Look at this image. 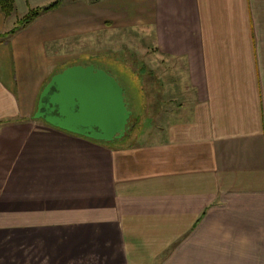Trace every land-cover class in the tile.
<instances>
[{"label": "crops", "instance_id": "0c3cea01", "mask_svg": "<svg viewBox=\"0 0 264 264\" xmlns=\"http://www.w3.org/2000/svg\"><path fill=\"white\" fill-rule=\"evenodd\" d=\"M39 1L0 10V34ZM110 1L59 0L0 36V264H264V0ZM118 21L182 68L158 123L103 141L34 117L71 59L57 45Z\"/></svg>", "mask_w": 264, "mask_h": 264}, {"label": "rangeland", "instance_id": "374dc122", "mask_svg": "<svg viewBox=\"0 0 264 264\" xmlns=\"http://www.w3.org/2000/svg\"><path fill=\"white\" fill-rule=\"evenodd\" d=\"M50 1L52 0L39 1V4ZM112 1L114 4L111 1L109 4L112 3V7L115 8L116 5L122 4L121 0ZM129 23L123 25L118 21L116 26L105 28L101 31L102 40L96 43L94 37L92 41L87 42L86 48L82 47L83 44L77 45V37L61 42L57 46L62 49L72 47L71 59L68 62L64 61L58 68L91 60L114 75L122 84L131 109L130 118L134 122L130 132L121 139L133 140L137 134L142 135L146 117L151 115V121L158 123L159 113H154L156 111L153 110L158 108L157 102L166 96H175V89L181 84L179 81L181 82L182 68L173 59L167 60L168 62L159 60L158 54L146 45L148 37L144 35L142 28L134 25L135 23ZM165 75L175 78L176 81L164 85L161 78Z\"/></svg>", "mask_w": 264, "mask_h": 264}, {"label": "water", "instance_id": "95a60500", "mask_svg": "<svg viewBox=\"0 0 264 264\" xmlns=\"http://www.w3.org/2000/svg\"><path fill=\"white\" fill-rule=\"evenodd\" d=\"M124 87L93 63L55 71L41 88L34 117L93 139L124 137L131 117Z\"/></svg>", "mask_w": 264, "mask_h": 264}, {"label": "trees", "instance_id": "16d2710c", "mask_svg": "<svg viewBox=\"0 0 264 264\" xmlns=\"http://www.w3.org/2000/svg\"><path fill=\"white\" fill-rule=\"evenodd\" d=\"M15 0H0V10L5 14L9 15L14 10ZM59 2V0L52 1L51 3L43 6H34L30 7L29 10H27L23 15L17 18L16 25L12 27L9 31H6L4 33H1L0 36H3L7 34L10 31H14L20 26L25 25L27 22H29L31 19H33L40 11L48 9L54 5H56ZM132 117V115H131ZM133 120L130 118L128 122V128L125 132V135H127L130 132V128L133 124Z\"/></svg>", "mask_w": 264, "mask_h": 264}]
</instances>
